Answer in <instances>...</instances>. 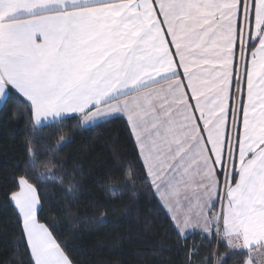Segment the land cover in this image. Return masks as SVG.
<instances>
[{
  "label": "snow or ice",
  "instance_id": "1",
  "mask_svg": "<svg viewBox=\"0 0 264 264\" xmlns=\"http://www.w3.org/2000/svg\"><path fill=\"white\" fill-rule=\"evenodd\" d=\"M10 98L33 133L64 119L126 118L178 235L214 226L231 249L264 248V0H0V108ZM38 163L33 153L26 167ZM29 175L10 196L25 264H73L38 219L44 204Z\"/></svg>",
  "mask_w": 264,
  "mask_h": 264
},
{
  "label": "trees",
  "instance_id": "2",
  "mask_svg": "<svg viewBox=\"0 0 264 264\" xmlns=\"http://www.w3.org/2000/svg\"><path fill=\"white\" fill-rule=\"evenodd\" d=\"M33 126L14 99L0 108V264H25L30 258L10 201L11 193L18 190V178L26 172L32 173L29 182L37 186L44 204L39 221L49 227L73 264L247 261L249 250L231 249L215 235L177 234L145 179L125 119L86 127L64 119L53 126H36L35 133ZM33 153L39 163L26 167ZM45 171L55 178L41 184L35 173ZM109 185H120V191L111 192Z\"/></svg>",
  "mask_w": 264,
  "mask_h": 264
},
{
  "label": "crops",
  "instance_id": "3",
  "mask_svg": "<svg viewBox=\"0 0 264 264\" xmlns=\"http://www.w3.org/2000/svg\"><path fill=\"white\" fill-rule=\"evenodd\" d=\"M253 23H254V18H253ZM256 43L258 44V41ZM253 47H255V45H253ZM248 61H249V63L251 61V49L248 50ZM234 65H235V68L239 69L240 75L245 77L244 78L243 85H242V87H243V95H242V98H243L244 101H246L247 100V86H246V76H245V73H244L245 62L240 57L239 46H237V49H236V56H235V60H234ZM180 72L182 74V72H183V69L182 68L180 69ZM181 78L183 79V76H181ZM185 83H187L186 80H185ZM235 88H236V84H235V77H234V79H233V88H232L233 92H235ZM185 91L188 93L189 102L194 105L195 104V100L191 99V89H187L186 88ZM240 98H241L240 96H233L232 97V100L230 101V104L232 103V101H238ZM197 115H199V113H197ZM125 120H126V118H125ZM37 126H39V125H37ZM84 127H86V126H84ZM229 133L230 134L232 133V128H231V110L229 112ZM222 183H223V181L221 180L219 191L221 190ZM153 189H154V187H153ZM154 192H155V189H154ZM155 195L158 198V200L161 203V205L163 206V201L160 200L159 193H156L155 192ZM216 205L218 206V208H220V206H219V199L216 200ZM163 208L167 212L166 207L163 206ZM167 214L169 215V217L171 216L170 213L167 212ZM214 229H215V227L212 226V231L209 232V233H205V232H203L202 229H199V228H189V229L186 230V233H187V235H189L192 232L198 231V232H202L203 234H205L207 236H211L214 233ZM180 235L183 236V237L184 236H187L185 234H180ZM254 248H256V247H254ZM29 252H30V250H29Z\"/></svg>",
  "mask_w": 264,
  "mask_h": 264
},
{
  "label": "rangeland",
  "instance_id": "4",
  "mask_svg": "<svg viewBox=\"0 0 264 264\" xmlns=\"http://www.w3.org/2000/svg\"><path fill=\"white\" fill-rule=\"evenodd\" d=\"M221 180L223 181V178L221 177ZM224 191V184L222 183V187L220 190L221 195L223 194ZM219 206H220V201H219ZM220 208H218V206L215 208V210L213 211H219ZM215 235L217 240L220 239L219 234L215 231L214 229V233L211 235L213 236ZM251 259L252 264H264V248H256L255 250L251 251V255H249L247 261ZM246 261V262H247ZM245 262V264H246Z\"/></svg>",
  "mask_w": 264,
  "mask_h": 264
}]
</instances>
